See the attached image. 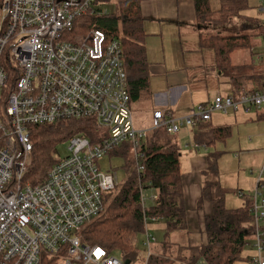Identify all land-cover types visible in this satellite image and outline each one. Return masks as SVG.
Listing matches in <instances>:
<instances>
[{"label":"built area","instance_id":"obj_1","mask_svg":"<svg viewBox=\"0 0 264 264\" xmlns=\"http://www.w3.org/2000/svg\"><path fill=\"white\" fill-rule=\"evenodd\" d=\"M108 14L104 0L0 1V264H41L46 253L59 264H149L156 243L149 227L158 218L144 216L148 253L142 263L85 245L78 235L102 215L105 195L120 185L117 173L101 171L99 161L129 144L141 175L140 144L148 131L177 135L182 127L210 122L214 113L264 109V89L217 95L183 117L156 110L149 130L137 128L120 41L93 28L83 38L75 31L83 16ZM262 27L264 42V22ZM253 63L264 77V52ZM81 119L93 120L105 137H71L69 154L42 185H22L34 150L30 127ZM151 187H140L143 211L158 199ZM252 211L257 232L251 264H264V192L256 191Z\"/></svg>","mask_w":264,"mask_h":264},{"label":"trees","instance_id":"obj_2","mask_svg":"<svg viewBox=\"0 0 264 264\" xmlns=\"http://www.w3.org/2000/svg\"><path fill=\"white\" fill-rule=\"evenodd\" d=\"M1 1V0H0ZM150 0H116L118 13L104 16H83L75 27L77 36L85 37L91 28L103 31L111 40L120 41L123 49L124 69L128 77L131 102L145 98L150 86V63L148 61L142 4ZM196 23L203 28L225 26L230 21L244 17L250 7L248 0L225 1L219 11H213L210 0H193ZM110 7L114 0H104ZM245 18V17H244ZM253 24H258L256 21ZM258 34L232 33L233 35L206 34L200 36V49L212 50L215 67L219 74L233 81L234 96L242 92L264 89L261 68L250 76L249 86H243L241 78L232 76L237 67L233 58L238 53L249 52L252 56L258 46ZM243 78V77H242ZM170 111H167L169 114ZM264 121V115L257 119ZM211 122V121H210ZM202 123L197 128L200 133L195 142L213 148L218 143H226L232 136L228 128H214L211 123ZM100 131L91 119L67 120L54 124L30 127L34 150L28 164L27 173L21 184L31 187L42 185L48 178L53 166L59 161L56 156L60 145L75 135H84L95 142ZM143 155L141 165L144 173L138 174L131 157L129 144L113 151L110 156L126 159L127 180L114 191L105 195L102 215L79 230L82 242L89 246H101L112 254L120 255L123 260L142 263L145 255L139 248L137 239L145 230V217L158 218L152 224L165 223V239L158 252L151 255L149 264H235L242 259L245 248L253 239L255 256L256 225L252 211L253 197L241 191L223 189L219 181V161L221 151L213 150L207 156V168L202 173L201 196L197 210L202 211L206 203L212 205V213L204 218V233L207 242L200 243L189 238L187 207L184 196L181 160L182 149L175 135L166 130H150L140 144ZM156 192L158 199L145 211L140 205V187H148ZM261 187V185H260ZM237 193L243 200V207L230 210L226 205V194ZM264 228V227H263ZM186 234L187 241L179 239L171 242L175 233ZM154 245V244H153ZM152 245V248H153ZM182 245V248L179 246ZM153 252V250H152ZM59 258L43 254L41 264H59Z\"/></svg>","mask_w":264,"mask_h":264},{"label":"rangeland","instance_id":"obj_3","mask_svg":"<svg viewBox=\"0 0 264 264\" xmlns=\"http://www.w3.org/2000/svg\"><path fill=\"white\" fill-rule=\"evenodd\" d=\"M116 0H114L115 2ZM158 0H150L144 2L146 5L142 4V16L144 19V30L148 37L146 38V48L148 52V60L152 64L157 61H164L165 66L169 68L182 67L184 70L188 69L184 67L187 63L196 62L192 65H200V68H196V71L203 72L204 74L200 76L195 83H193L192 90L185 94L183 100L181 102L180 107L184 105H192L197 106L200 104H209L213 101L215 96L219 95L218 89H222V87L231 81L233 85V81L230 77L224 75L223 77L217 76V69L215 67V56L212 50H201L202 52L191 53L186 56L182 54L181 46H183V50L185 48H189L191 45V37L184 30L182 34L179 35V28H176L173 23H177V18H174V14L172 12H168L169 16L166 18L165 22L156 21L159 19V5L156 3ZM185 0H180V3H184ZM225 1L230 0H210V6L213 11H219L223 7ZM249 9L243 13L246 18L240 17L236 18L233 21V24H242L244 26L245 22L251 21H260L264 22V14H260L258 12V7H261L260 0H248ZM109 11L111 14H117V4L116 2L113 5H110ZM226 26V25H225ZM240 27L237 29L235 26H231V31L235 34L244 33V34H258L260 28L251 26V27ZM262 26V25H261ZM222 27V32H218L216 28H212L211 31L205 32L206 34H222V35H233L232 32L223 31L224 27ZM239 30V31H238ZM263 37V36H262ZM182 40V42H180ZM200 47V43H199ZM186 52V51H185ZM264 52V42L262 38L258 39V46L254 50V53ZM203 58H206L205 62H203ZM252 54L249 52L238 53L234 56L233 61L234 65L237 67L236 72L232 75L236 78H241L240 82L243 86L248 84L250 76H253L257 73V68L252 64ZM212 59V60H211ZM159 63V62H158ZM211 63L214 66H211ZM210 65L211 67H209ZM205 66H207L205 68ZM160 67V66H159ZM164 67V66H163ZM163 67L160 69L162 70ZM165 69V68H164ZM163 69V71H164ZM243 77V78H242ZM153 80V76L151 81ZM162 80V79H158ZM164 87L167 86L165 81ZM231 87V86H230ZM252 87V86H247ZM165 88H161L160 84L151 83L149 86V92L146 91L145 97L148 99H140L138 101H133L131 103V108L133 111V115L135 118V126L138 127H148L151 125L152 111L155 104V98L160 97L158 91H164ZM189 91V90H183ZM158 93L155 95L154 93ZM152 93V94H151ZM174 94H172V99ZM224 95V94H222ZM190 100H200L196 103L191 104ZM174 110V111H173ZM172 111L176 113V110ZM264 111V109H263ZM256 111H252L250 113L239 112L237 114L229 113V115H222L220 113H214V123L212 124L215 128H225L230 127L232 130V136L226 143H218L215 147L209 148V154L204 153L205 156H209L213 150L221 151L222 155L219 161V181L226 191L228 190H239L245 195L254 196L256 191L264 192V177L260 179V172L264 168V121L257 120ZM182 114L177 113L175 117H183L180 116ZM196 128L189 129L191 133H194ZM188 131L187 128L182 127L179 134L175 135L178 139L180 148L182 149L183 154L186 157V151L183 150V147L186 149V145L190 142L183 138V133ZM98 135H102V138L105 137V133L100 132ZM97 135V138L99 137ZM195 143L193 145H188L189 148L195 147ZM69 143H63L59 146L57 150L56 156L59 158L65 157L69 154ZM126 159L121 156L112 157L107 155L102 160L99 161V166L101 171L108 172L113 171L116 172L119 178V182L122 185L127 180V173L125 170ZM260 181H262L260 183ZM259 184H261V188H259ZM145 188V187H144ZM147 198L151 196V192H146ZM226 205L230 210H237L243 207L244 203L239 194L228 192L226 194ZM264 225V222L262 223ZM153 225L149 227V235L156 239V243L153 245V253L161 250V245L166 241L165 239V223H160L157 228H152ZM183 239L185 242L186 234L183 232L175 233L171 236V242L176 243L177 240ZM146 242V232L139 235L137 239V243L139 248L143 252L144 255L148 253L147 248L145 246ZM253 239H250V245L245 248V251L242 255L241 261L235 264H251L249 261V257L253 254ZM201 243V242H200ZM183 246L180 245L179 248ZM116 257H120V255L115 254Z\"/></svg>","mask_w":264,"mask_h":264},{"label":"crops","instance_id":"obj_4","mask_svg":"<svg viewBox=\"0 0 264 264\" xmlns=\"http://www.w3.org/2000/svg\"><path fill=\"white\" fill-rule=\"evenodd\" d=\"M156 3L159 5V9H160L158 15L159 19H157L156 21H161L162 23H164L166 18H168L169 16L168 12H172L174 14V18H177L178 21L177 23H173V24L176 25L175 26L176 28H179V35L182 34V31L180 29H184L190 35L191 37L190 41L192 43L189 46V48H185V50H183V46H181L182 54L186 56V53L188 55H191V53L202 52L199 50L200 36L202 35V32L203 33L209 32L212 30V28L210 27V28L202 29L200 26H198V24L196 23L194 1L185 0L184 3H180V0H158ZM144 5L146 4L144 3L143 7ZM258 12L260 14H263L260 11V7H258ZM250 22L251 21L248 20V22H245L243 26L242 24L241 25L233 24V21H230L228 24H226V26H223L224 27L223 31L224 32L227 31L226 33H229L228 31L232 32L230 28L231 26H235L237 29H239L240 27L242 28V26L243 27L255 26L257 27V29L259 27L260 28L259 33H262L261 31L262 22L258 20L256 21L258 24H253ZM213 28H216L218 32L223 33L222 27H213ZM180 42H182V40H180ZM202 60L203 62H205L206 58H203ZM252 62H253V58H252ZM195 63L196 62H190L184 65V67H186L188 71L184 70L182 67L180 68L179 67L169 68L168 66L166 67L164 61H157V62H153L152 64L150 63V86L151 83H156V84H160L161 88H165L164 91H158L161 96L155 98L152 117L154 111L156 110H163L166 113L167 111H170L169 114L173 115L174 117L175 114L177 113L182 114L180 116H185L190 112V110H192L195 107V106L191 107L192 105H184L180 107L185 94H187L192 90L191 86L193 85V83H195V81H197V79L204 74V71L203 72L196 71V68H200V70H202V67L200 65H192ZM208 66L211 67L214 66V64L211 63V66L210 65ZM162 67L163 69L165 68L164 71L163 69L160 70ZM206 67L207 66H205V68ZM152 76H153V80L151 81ZM217 76L223 77L219 73H217ZM158 79H162V80H158ZM165 81L167 83V86L164 87L163 85H165ZM246 86H248L247 83ZM183 90H189V91L183 92ZM218 91H219V95L222 94H224L223 96L234 95L231 81L230 82L228 81V83L225 84L222 87V89H218ZM154 94L157 95L158 93L156 92ZM172 94H174L173 99H172ZM144 99H148V98L145 97ZM190 101L191 104L192 102L194 104L200 100H190ZM173 109L176 110V113L173 112L174 111ZM262 115H264V111L257 114V119ZM215 119L216 117H214L213 115L212 120L210 122L211 125L214 123ZM134 122H135V118H134ZM151 123H152V118H151ZM138 128L149 130L151 128V125L148 127H138ZM199 133H200V129L198 128L195 129L194 133H191L189 129L188 131L183 133V138L185 140L188 139V141L185 142H190V143L186 145L187 146L186 149L185 147H183V150L186 151V157L185 155H183L182 157L181 169L183 175L184 196L187 207L188 225H189V233H190L189 238L196 242H201L205 244L207 242V238L204 233V218L212 213V205L210 203H206L204 209L202 211H198L197 203L201 196L202 173L207 168V156H205L204 153L209 154L208 151L209 148H207L205 145H200L197 142H195V136L198 135ZM193 143L196 144L195 147L189 148L188 145H193ZM157 227L158 226H154V228Z\"/></svg>","mask_w":264,"mask_h":264},{"label":"water","instance_id":"obj_5","mask_svg":"<svg viewBox=\"0 0 264 264\" xmlns=\"http://www.w3.org/2000/svg\"><path fill=\"white\" fill-rule=\"evenodd\" d=\"M129 263V262H128Z\"/></svg>","mask_w":264,"mask_h":264}]
</instances>
